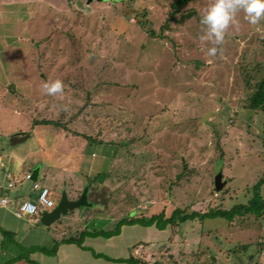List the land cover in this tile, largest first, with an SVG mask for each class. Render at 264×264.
Returning a JSON list of instances; mask_svg holds the SVG:
<instances>
[{"label": "rangeland", "instance_id": "rangeland-1", "mask_svg": "<svg viewBox=\"0 0 264 264\" xmlns=\"http://www.w3.org/2000/svg\"><path fill=\"white\" fill-rule=\"evenodd\" d=\"M175 1L20 0L0 13V171L44 165L38 182L54 206L62 191L76 200L85 188L94 204L61 215L53 238L104 236L120 219L175 209L229 210L261 178L264 111L247 105L264 79V19L253 25L237 11L214 45L200 23L210 0H189L176 21ZM55 79L63 93L50 96L41 86ZM15 134L29 138L13 146ZM117 228L48 263L125 264L105 258L132 254L143 264H264V215Z\"/></svg>", "mask_w": 264, "mask_h": 264}, {"label": "crops", "instance_id": "crops-1", "mask_svg": "<svg viewBox=\"0 0 264 264\" xmlns=\"http://www.w3.org/2000/svg\"><path fill=\"white\" fill-rule=\"evenodd\" d=\"M14 1L20 0H0V13H2L3 9L12 11L15 5ZM24 2H26V0H24ZM8 18H13L11 12ZM26 166L25 163H23L21 167L19 166L20 168L17 171L19 174L15 171H11L14 176L16 174L20 177L21 173L24 176H22L23 179L27 181L24 182L23 179L19 180V183H17L16 187L12 190L3 189L6 183L5 174L7 172L4 174L0 171V198L10 199L12 202L11 206H16L20 200L34 198L35 193L30 190L31 181L25 178V175L30 174L33 168ZM43 166L44 165H40L38 168L37 180L40 175H45V166ZM89 204V208L94 205L93 203ZM39 218L36 221H31L28 218H16L10 209L0 207V264H49V261L56 259L60 248L67 244H59L54 256L38 251L40 248L49 250L55 244L64 240V238L55 239V237H52V229L55 227L56 221L50 226L45 227L40 224ZM82 232H87V229L84 228ZM85 239L89 240L95 238L86 237ZM21 247L27 249V252H23L22 250L24 249ZM84 250L86 251V248ZM37 260L39 261L36 262Z\"/></svg>", "mask_w": 264, "mask_h": 264}, {"label": "trees", "instance_id": "trees-1", "mask_svg": "<svg viewBox=\"0 0 264 264\" xmlns=\"http://www.w3.org/2000/svg\"><path fill=\"white\" fill-rule=\"evenodd\" d=\"M188 2L189 0H176L175 2H173L171 4L172 12L170 13V16H171L170 20H175L174 13L179 11ZM190 16H191V12L181 14L180 19L177 21L183 22L185 19H188ZM150 34L153 36L154 32H150ZM253 90H254L253 93L248 98L247 108L250 110L264 111V79L258 82H255L253 84ZM34 125L46 126V125H54V123L50 121H40V122H35ZM19 135L23 136L25 134H19ZM94 143L101 144V141H94ZM262 188H264V171L262 173L261 178L253 186L251 197L245 204L234 205L229 210L209 208L207 212H204V213L192 212L190 214H186L182 210L175 209L172 211L169 217H167L163 212H160L157 215H152L148 220H144L143 218H138V219L131 218L128 220L120 219L117 223L118 224L117 227H122L124 225L133 226L137 224L143 225L146 227L155 225L157 229L164 230L169 225L176 226V225H181L187 221H195V220L203 222L206 219H223L227 222H231L236 217H245L248 215H253L255 219H259L260 217H262V215H264V196L262 195V192H261ZM117 227L114 232L109 233L108 235H104V236L102 235L103 231H96L92 233L82 232L76 239L74 238L64 239V240H61L59 243L55 244L49 250H44L40 248L38 251L54 256L59 244L76 245L80 249H85L82 246V243L86 237H91V238H97L101 236L105 238L115 237V236H118L120 233ZM236 253L237 252L232 251V254L234 256H236ZM94 257L100 258L102 256L95 254ZM105 259L111 262H115V263L143 264L140 260L133 257L132 254L127 259H115V260H112L109 258H105ZM208 262L210 263L211 260L208 259Z\"/></svg>", "mask_w": 264, "mask_h": 264}, {"label": "clouds", "instance_id": "clouds-1", "mask_svg": "<svg viewBox=\"0 0 264 264\" xmlns=\"http://www.w3.org/2000/svg\"><path fill=\"white\" fill-rule=\"evenodd\" d=\"M242 10L244 18L250 24H257L264 19V0H210L200 15V23L205 28L206 36L214 45H219L225 38L226 29L234 24L235 14ZM217 47H209L208 54L215 55ZM42 90L48 95L63 93L64 84L60 79L46 81L42 84Z\"/></svg>", "mask_w": 264, "mask_h": 264}, {"label": "built area", "instance_id": "built-area-1", "mask_svg": "<svg viewBox=\"0 0 264 264\" xmlns=\"http://www.w3.org/2000/svg\"><path fill=\"white\" fill-rule=\"evenodd\" d=\"M6 183L3 187L4 190H12L17 185V180L13 173L7 172L5 174ZM30 174H26L25 178L29 180ZM31 192L37 193L34 195V200L26 198L20 200L16 206H11L12 202L8 198H0V207L10 209L16 218H28L31 221H36L42 211L51 210L54 207L53 200L51 199L50 190L39 184L38 180L31 182ZM138 255V251L135 252Z\"/></svg>", "mask_w": 264, "mask_h": 264}, {"label": "water", "instance_id": "water-1", "mask_svg": "<svg viewBox=\"0 0 264 264\" xmlns=\"http://www.w3.org/2000/svg\"><path fill=\"white\" fill-rule=\"evenodd\" d=\"M10 40L11 39L7 40V42ZM10 88H12V86H10ZM28 138L29 135L27 134L23 136H20L19 134H15L11 137L10 144L14 146L16 144L26 141ZM37 178H38V168H35L30 173L29 181L34 182L37 180ZM224 184H225L224 181L221 180V173H217L213 179L214 190L216 192H220ZM87 192L88 189L85 188L82 191L79 198H77L76 200H69L67 198L65 191H62L56 205L51 210L42 211L39 218L40 224L45 227H48L52 223L57 221L61 215H65L68 211H72L80 207H89L90 204L87 202L86 199Z\"/></svg>", "mask_w": 264, "mask_h": 264}]
</instances>
